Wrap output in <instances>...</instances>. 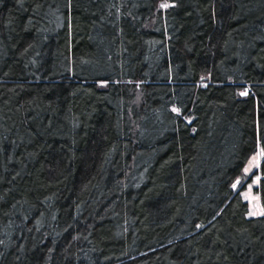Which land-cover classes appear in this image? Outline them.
<instances>
[{"label":"trees","instance_id":"obj_1","mask_svg":"<svg viewBox=\"0 0 264 264\" xmlns=\"http://www.w3.org/2000/svg\"><path fill=\"white\" fill-rule=\"evenodd\" d=\"M255 178L264 0H0V264H264Z\"/></svg>","mask_w":264,"mask_h":264},{"label":"rangeland","instance_id":"obj_2","mask_svg":"<svg viewBox=\"0 0 264 264\" xmlns=\"http://www.w3.org/2000/svg\"><path fill=\"white\" fill-rule=\"evenodd\" d=\"M261 161V155L258 153L255 155L248 163L245 174L246 179L254 174L255 170L258 169ZM245 179V180H246ZM247 181V180H246ZM246 181L239 184L238 189H241ZM258 184V179L255 178L251 183H247L246 188L242 191V197L249 204V217H258L264 215V206L262 205L261 199L258 194H256L254 188ZM237 189V190H238Z\"/></svg>","mask_w":264,"mask_h":264},{"label":"water","instance_id":"obj_3","mask_svg":"<svg viewBox=\"0 0 264 264\" xmlns=\"http://www.w3.org/2000/svg\"><path fill=\"white\" fill-rule=\"evenodd\" d=\"M240 183H241L240 180H238L237 182H235V184L232 186V190H233V191H237L238 186H239Z\"/></svg>","mask_w":264,"mask_h":264}]
</instances>
